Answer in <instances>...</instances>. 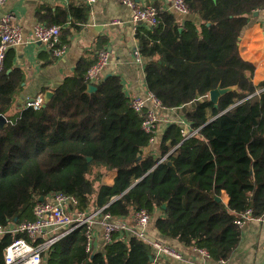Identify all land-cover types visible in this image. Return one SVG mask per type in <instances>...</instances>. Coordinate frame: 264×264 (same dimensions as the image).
Returning a JSON list of instances; mask_svg holds the SVG:
<instances>
[{"label": "trees", "instance_id": "obj_1", "mask_svg": "<svg viewBox=\"0 0 264 264\" xmlns=\"http://www.w3.org/2000/svg\"><path fill=\"white\" fill-rule=\"evenodd\" d=\"M185 2L200 23L157 4L158 25L140 26L136 38L147 89L165 109L186 107L195 133L185 137L174 122L151 143L142 126L146 112L131 107L121 76L107 75L89 92L87 74L98 54L82 57L40 110L25 108L0 128V223L33 219L40 197L62 191L75 195L80 208L107 206L117 217L146 208L161 235L207 249L214 262L232 256L242 237L236 220L248 209L264 215V80L255 83V65L238 45L248 15L264 8V0ZM90 12L85 2L71 0L67 7L40 8L38 19L61 26L54 47L61 48ZM8 52L0 71L1 115L25 83ZM219 86L235 88L215 107L208 95ZM110 171L117 172L112 185L103 180ZM18 236L1 239L0 264ZM115 237L90 254L85 227L78 228L49 250L46 264H149L154 257L139 237Z\"/></svg>", "mask_w": 264, "mask_h": 264}, {"label": "crops", "instance_id": "obj_2", "mask_svg": "<svg viewBox=\"0 0 264 264\" xmlns=\"http://www.w3.org/2000/svg\"><path fill=\"white\" fill-rule=\"evenodd\" d=\"M70 1L7 0L6 4L0 8V17L7 11L17 14L23 32V41L12 46L7 57L11 66L20 68L25 74L23 89L16 96L10 112L5 114L8 121L15 120L19 116L18 114L15 117V110L20 108L22 111L26 103L40 93H44L47 97V93L52 92L67 75L73 73L82 57L87 55L94 57L103 49L110 52L111 59L110 64L104 69L101 81L107 75L118 74L121 76L124 90L129 98L146 95L148 89L145 83V68L137 64L133 56L138 40L131 21L132 9L120 0H75L76 3L85 2L90 6L91 12L88 21L68 36L67 51L62 57L55 56L46 44L32 38L34 26L39 22L40 8L52 7L55 10L57 6L67 7ZM136 1L142 5L154 4L156 7L160 4L162 9L177 13L171 6L173 0ZM180 16L181 20L190 19L197 23L201 22L197 15L188 13ZM116 20L121 23L115 24ZM238 45L242 57L255 65L253 80L259 84L264 80V8H259L248 15V22L241 31ZM183 107L178 109L162 107L160 113L164 121L159 125L161 136L171 121L186 120ZM107 174V182L103 180L112 185L117 172L110 171ZM222 199L228 202L226 192H223ZM159 214H161L160 211L157 212V215ZM150 232L153 237L171 243L182 250L185 259L194 262L203 260L196 246H185L176 239L161 235L156 229H152V223ZM207 262L209 264H264V223L257 220L248 221L242 228L241 241L232 256L224 260V263L214 262L211 259ZM156 264H185V262L161 259Z\"/></svg>", "mask_w": 264, "mask_h": 264}, {"label": "built area", "instance_id": "obj_3", "mask_svg": "<svg viewBox=\"0 0 264 264\" xmlns=\"http://www.w3.org/2000/svg\"><path fill=\"white\" fill-rule=\"evenodd\" d=\"M120 1L132 9L131 21L136 32L143 25L148 28L158 25V9L154 4L142 5L136 0ZM6 2L7 0H0V8ZM171 6L181 15L189 13L185 0H173ZM114 23H121V21L116 20ZM60 31V25L50 26L38 22L34 26L32 38L46 44L49 49H53L55 56L62 57L66 53L67 47L54 48L59 41ZM22 41V26L18 21L17 14L13 11L5 12L0 17V71L9 49ZM133 56L135 62L145 68V59L138 44L133 50ZM110 59L111 54L107 49L98 52L97 61L87 74L88 86L101 82L104 69L110 64ZM45 102L46 95L40 93L29 100L25 108L32 107L35 110H40ZM130 104L136 112H146L142 126L147 133L152 135L150 141L153 143L155 135L159 131V125L164 121L160 113L161 101L148 90L145 96L131 97ZM178 122L183 125L182 133L185 137H190L195 133L191 131L190 124L186 120ZM78 205L79 199L75 195L58 191L35 204L33 219L14 221L8 224L0 223V241L6 234L19 235L5 248L4 264H46V255L49 250L62 237L82 227H85V246L90 254L100 250L101 243H112L116 234L121 236L124 234L135 235L152 247L154 260L149 264H156L159 259H176L185 262V264H209L207 260L211 259V256L205 248L196 247L203 260L194 262L185 259L183 251L176 246L153 237L149 229L153 215L146 208L136 210L131 216L117 217L111 212H105L107 206L98 209H84ZM251 220L264 223V215L255 217L252 210L248 209L241 214L236 223L242 229ZM220 261L224 263V260Z\"/></svg>", "mask_w": 264, "mask_h": 264}, {"label": "water", "instance_id": "obj_4", "mask_svg": "<svg viewBox=\"0 0 264 264\" xmlns=\"http://www.w3.org/2000/svg\"><path fill=\"white\" fill-rule=\"evenodd\" d=\"M235 87H217L215 89H212L208 95V97L210 98V100L214 103L215 107H219V100L220 98L225 95L227 92L233 90ZM97 89V86L95 85H89L88 87V91L89 92H93ZM52 92L47 93V97H51L52 96ZM204 101L203 97H198L197 101ZM194 102V103H196ZM222 114V113H220ZM7 122V118L5 115H0V128H2L4 126V124ZM219 199V198H218ZM44 200V196L40 197V201ZM153 257L150 258V261L153 262Z\"/></svg>", "mask_w": 264, "mask_h": 264}, {"label": "rangeland", "instance_id": "obj_5", "mask_svg": "<svg viewBox=\"0 0 264 264\" xmlns=\"http://www.w3.org/2000/svg\"><path fill=\"white\" fill-rule=\"evenodd\" d=\"M21 113V109L19 108V109H16L15 110V113H14V115H15V117L16 116H18V114H20ZM107 177H108V174H106V176L104 177V179H105V181L107 180ZM107 182V181H106ZM171 244V243H170ZM173 245V244H172ZM175 246V245H174Z\"/></svg>", "mask_w": 264, "mask_h": 264}]
</instances>
